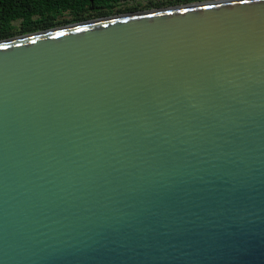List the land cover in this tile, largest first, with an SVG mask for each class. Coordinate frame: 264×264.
I'll use <instances>...</instances> for the list:
<instances>
[{"label":"water","instance_id":"obj_1","mask_svg":"<svg viewBox=\"0 0 264 264\" xmlns=\"http://www.w3.org/2000/svg\"><path fill=\"white\" fill-rule=\"evenodd\" d=\"M0 264H264V0L0 40Z\"/></svg>","mask_w":264,"mask_h":264},{"label":"trees","instance_id":"obj_2","mask_svg":"<svg viewBox=\"0 0 264 264\" xmlns=\"http://www.w3.org/2000/svg\"><path fill=\"white\" fill-rule=\"evenodd\" d=\"M130 0H0V40L18 33H32L114 14L133 12L138 7L116 8ZM200 0H166L153 2L147 8L172 6ZM71 15L70 18L64 17ZM14 21H20L16 30Z\"/></svg>","mask_w":264,"mask_h":264},{"label":"rangeland","instance_id":"obj_3","mask_svg":"<svg viewBox=\"0 0 264 264\" xmlns=\"http://www.w3.org/2000/svg\"><path fill=\"white\" fill-rule=\"evenodd\" d=\"M159 1H161V0H153V2H159ZM163 1H166V0H163ZM209 1H216V0H200V1H194V2L185 3V4L209 2ZM151 3H152L151 0H130V1H126V2L122 1L116 6V8H127V7H133V6L138 7V9L133 11V12H141V11H146V10L158 9L156 7H152V8L145 7V6H147V5L151 4ZM178 5H184V3L183 4L172 5V6H163V7H159V8L174 7V6H178ZM126 13H130V12H125L124 14H126ZM121 14H123V13H121ZM121 14H114V15H111V16L121 15ZM64 17L70 18L71 15L65 14ZM96 19H98V18H96ZM90 20H92V19H90ZM13 23L16 26L15 27L16 30H19L20 29V21H14ZM66 25H69V24H66ZM59 26H65V25H58V27ZM21 35H24V33L23 34L22 33H18L16 36H21Z\"/></svg>","mask_w":264,"mask_h":264}]
</instances>
